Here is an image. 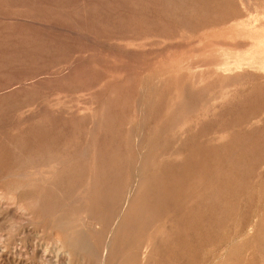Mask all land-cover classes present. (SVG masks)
I'll return each mask as SVG.
<instances>
[{
  "label": "rangeland",
  "instance_id": "rangeland-1",
  "mask_svg": "<svg viewBox=\"0 0 264 264\" xmlns=\"http://www.w3.org/2000/svg\"><path fill=\"white\" fill-rule=\"evenodd\" d=\"M0 264H264V0H0Z\"/></svg>",
  "mask_w": 264,
  "mask_h": 264
},
{
  "label": "bare ground",
  "instance_id": "bare-ground-1",
  "mask_svg": "<svg viewBox=\"0 0 264 264\" xmlns=\"http://www.w3.org/2000/svg\"><path fill=\"white\" fill-rule=\"evenodd\" d=\"M138 165V164H137ZM128 197V196H127ZM127 201V200H126Z\"/></svg>",
  "mask_w": 264,
  "mask_h": 264
}]
</instances>
